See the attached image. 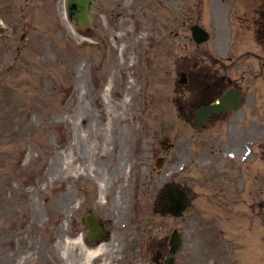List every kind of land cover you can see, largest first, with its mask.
<instances>
[{"label":"rangeland","instance_id":"374dc122","mask_svg":"<svg viewBox=\"0 0 264 264\" xmlns=\"http://www.w3.org/2000/svg\"><path fill=\"white\" fill-rule=\"evenodd\" d=\"M45 1L7 0V5L15 7L9 12L4 0L1 10L10 22L17 20L21 25L26 24V20L37 24V14L45 17L51 14L45 8ZM101 2L95 9L97 19L92 26L96 27L95 31L101 29L98 37L120 33L124 35L121 41L130 43L124 47L113 46L117 57L115 70L123 69L126 73L124 77H109L108 83L113 80L112 91L108 92L109 104L103 102L102 80L111 73L108 71L100 78L99 67L95 66L97 51L90 44L98 39L91 37V31L88 37L61 18L59 28L42 25L39 30L32 29L26 43L18 41L22 31H13V28L0 39V264H84L85 250L80 245L66 246L65 238L86 233L76 221L79 223L82 212L88 207L111 220L113 235L107 243L108 250L93 264H153L151 254L140 252L139 241L144 237L146 241L154 236L169 237L176 227L186 234V247L179 255V264H240L250 252L264 251V209L248 208L252 199L264 198V160L261 157L264 155V122L258 119L259 115L250 116L253 111L249 105L246 118L242 119L241 113L235 114L231 121L210 125L195 133L178 116L174 86L177 65L183 64L179 59L188 51L196 50L190 40L191 20H196L201 12V22L212 33L211 39L203 44L210 53L234 55V48L240 42L244 48L254 49V28L244 18L253 15L257 3L254 0ZM37 7L40 11L36 13ZM146 11L148 19L142 16ZM22 12L25 17L21 19ZM119 15L121 25L112 26ZM30 17L34 19L31 21ZM152 38L157 45L152 44ZM82 41L89 45L80 44ZM100 47L103 53L107 51L105 44ZM247 59L252 61L250 57ZM249 63L243 68H249ZM118 83L123 85L119 95ZM135 83L131 89L129 86ZM258 85V97L264 100V88ZM64 93L71 94L66 105ZM263 106L259 112L264 117ZM249 116L255 117L256 123H251ZM163 136L174 139L176 147L168 152V162L159 173L154 162L158 140ZM65 138L68 140L61 142ZM138 138L144 154L141 157L144 165L139 171L143 173L145 188H152L155 193L153 198L164 184L172 181L186 184L201 195L183 217L154 215L156 201H136V205L135 201H124L125 217L116 201H110L108 192L94 182L95 176L108 181L110 171L121 165L117 154L120 140H129L131 144ZM254 138L258 156L252 164L255 169L250 173V165L234 163L225 173L231 178L227 197L238 200L234 207L221 201L206 180L209 171H200L192 160L200 158L201 164L210 159L220 162L228 151L242 153L245 142ZM30 140L39 141L35 145L26 144ZM104 144L111 146L108 155L101 156L99 150ZM22 146L27 156L19 167L14 165L19 162L14 155ZM58 154L57 169H53ZM13 157L14 164L6 165ZM104 164L109 166L104 168ZM256 170L260 172L257 181L253 178ZM6 174L13 179L8 181ZM70 181L77 182L76 189L67 185ZM239 183L246 185V191L239 190ZM81 186L87 190L79 191ZM249 188L257 192L256 198L249 193ZM76 191L82 196L84 206L80 217L72 209L79 201L73 200V193L78 194ZM86 197L91 201H84ZM246 215L250 222H243ZM223 217L237 221L225 222ZM256 218L262 224L258 225L260 220L256 222ZM47 219L49 222L45 223ZM127 221L129 228L124 230L122 223ZM124 231L129 233L131 247L120 252L119 240ZM251 243L255 244L250 248Z\"/></svg>","mask_w":264,"mask_h":264},{"label":"flooded vegetation","instance_id":"af4514ba","mask_svg":"<svg viewBox=\"0 0 264 264\" xmlns=\"http://www.w3.org/2000/svg\"><path fill=\"white\" fill-rule=\"evenodd\" d=\"M251 22L252 24H254L255 28L257 29V32L261 34L262 42L264 44V5H260L258 14L254 15ZM196 51V53L190 51L188 56L185 57V60H187L185 72H181L185 75V80L187 82L185 84H179V88L183 89V86H185L186 89L190 90L187 105L194 107L189 108L188 112L190 114H194L198 108L210 104L217 95L219 96L221 93H223L222 91L225 89L227 82L226 74L221 73V71L212 68V66L207 63V60H205L206 54H204V51H202V49H197ZM192 56L193 59H195L194 62H191ZM256 56L262 58L261 65L264 66V55ZM212 61H214V63H217L215 59H212ZM253 78V81L250 79L248 83L247 76L245 75V73L239 75L237 79L235 78V82L231 78H228V82H234L232 87L241 90L245 97L246 104L247 101H249L250 99L249 88H252V85L255 84V81L257 79L256 73L253 74ZM252 99L255 100V96ZM253 104L255 105V107H257V102L253 101ZM227 115L228 113L225 112L219 114H212L209 117V123L217 124L219 121H223L224 119H226ZM246 115L247 113H245V116ZM209 123H207L206 125H208ZM120 141L121 143L117 147V154L120 157L119 161L125 164L131 158V155L134 153V150L129 149V140L122 139ZM109 146L110 145L107 144L101 146L99 150L101 156L108 155ZM124 150H126V153H124ZM108 166V164H104V168H107ZM211 171L217 173L216 176H212V180H215L216 178L218 181L216 183L217 186L214 185L213 187H218L217 194L221 198V201H231L227 197V195L230 194V176L226 175L222 170L217 169V167L212 168ZM133 174H135V168L132 170V166L129 172H127L126 169H123L121 166H116L110 171L109 181L105 182V186L107 189L111 190V201H150V198L145 197V189H143L142 197H140V189L142 188L141 183L136 185V196L132 197L133 195H135V193L132 191V188L134 187L131 186L132 184H134ZM117 195L118 197L116 198ZM195 195L196 194L192 196L190 195V201H193ZM155 201L162 200L161 198H159ZM262 201H264V199H262ZM155 249L161 250L163 252V249L166 248L165 246H162L160 242H156L154 240L150 245V251H154Z\"/></svg>","mask_w":264,"mask_h":264},{"label":"water","instance_id":"95a60500","mask_svg":"<svg viewBox=\"0 0 264 264\" xmlns=\"http://www.w3.org/2000/svg\"><path fill=\"white\" fill-rule=\"evenodd\" d=\"M95 2H96L95 0H69L70 6L75 5V8L70 10L71 18L77 19L79 25H85L90 23L92 19L90 13V4ZM194 32H197L196 27L194 28ZM208 37L209 35L206 33V35H203L201 40H204ZM179 204L182 205V203H179L178 201L177 205ZM177 205H173V206H177Z\"/></svg>","mask_w":264,"mask_h":264},{"label":"bare ground","instance_id":"6f19581e","mask_svg":"<svg viewBox=\"0 0 264 264\" xmlns=\"http://www.w3.org/2000/svg\"><path fill=\"white\" fill-rule=\"evenodd\" d=\"M81 239H82V237H79L76 240H71V239H69V238L66 237L65 238L66 246L70 245L73 242L74 243H80L81 242ZM85 250H86V253H85L86 262H87V264H91L92 260L95 257H97L98 255H100L102 252L105 251V248H104V245H100V246H98L96 248H85Z\"/></svg>","mask_w":264,"mask_h":264}]
</instances>
